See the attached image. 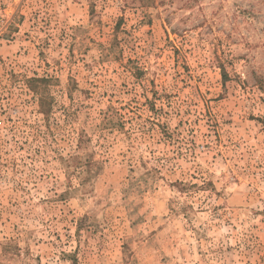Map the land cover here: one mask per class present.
Returning a JSON list of instances; mask_svg holds the SVG:
<instances>
[{"label":"rangeland","instance_id":"374dc122","mask_svg":"<svg viewBox=\"0 0 264 264\" xmlns=\"http://www.w3.org/2000/svg\"><path fill=\"white\" fill-rule=\"evenodd\" d=\"M0 11V264H264V0Z\"/></svg>","mask_w":264,"mask_h":264},{"label":"crops","instance_id":"0c3cea01","mask_svg":"<svg viewBox=\"0 0 264 264\" xmlns=\"http://www.w3.org/2000/svg\"><path fill=\"white\" fill-rule=\"evenodd\" d=\"M0 13H1V11H0ZM4 29H5V27L3 25H0V36L2 35L1 33L3 32ZM0 43H3V41L1 39H0ZM0 50L1 51H4V49L2 48V46L0 47Z\"/></svg>","mask_w":264,"mask_h":264},{"label":"trees","instance_id":"16d2710c","mask_svg":"<svg viewBox=\"0 0 264 264\" xmlns=\"http://www.w3.org/2000/svg\"><path fill=\"white\" fill-rule=\"evenodd\" d=\"M71 263L72 264H77V260H76V258L74 257V256H71Z\"/></svg>","mask_w":264,"mask_h":264}]
</instances>
